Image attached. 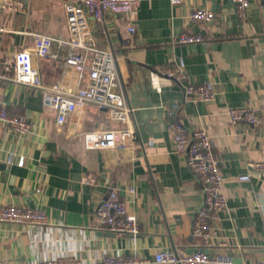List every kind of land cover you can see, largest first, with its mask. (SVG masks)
<instances>
[{"label": "crops", "instance_id": "crops-1", "mask_svg": "<svg viewBox=\"0 0 264 264\" xmlns=\"http://www.w3.org/2000/svg\"><path fill=\"white\" fill-rule=\"evenodd\" d=\"M67 1L0 0V27L7 28L0 36V104L33 124L31 133L20 134L0 123V205L39 207L48 217L45 225L0 222V258L11 264L51 258L98 264L104 256H135L145 260L137 264H160L156 254L162 248L201 249L193 226L203 185L174 148L168 126L178 121L211 135L224 176L228 208L212 215L214 244L208 251L230 255L235 264L264 262V172L250 165L264 162V0H250L245 18L232 0L176 5L140 0L128 15H109L103 23L88 19L98 47L116 55L133 109L135 150L87 149L69 135L73 118L58 124L56 113L44 107L41 90L13 78L14 56L32 46V33L67 36ZM196 6L213 10L215 19L192 22L189 14ZM182 33L202 34L204 40L173 44ZM52 51L57 59L33 57L45 85L64 74L68 48L54 43ZM180 60L187 74L182 81L165 74ZM198 82L214 83L215 97L204 101L187 95L185 86ZM241 106L256 111V124L231 121L229 109ZM121 126L93 104L83 123L85 131ZM245 174L250 180L239 179ZM113 191L138 216L141 234L135 241L107 232L95 216Z\"/></svg>", "mask_w": 264, "mask_h": 264}, {"label": "built area", "instance_id": "built-area-1", "mask_svg": "<svg viewBox=\"0 0 264 264\" xmlns=\"http://www.w3.org/2000/svg\"><path fill=\"white\" fill-rule=\"evenodd\" d=\"M185 1L170 0L173 5ZM139 2L140 0H68L64 3L67 36L55 37L46 33H32L34 39L32 46L18 51L14 56V80L40 89L44 107L56 113L58 124L63 125L68 119L73 118L74 124L69 135L79 137L87 149L135 150L137 147V137L132 122L133 109L127 100L126 86L119 71L116 55L111 48L98 47L88 19L103 23L109 15L125 16L130 14ZM232 2L235 4L238 16L245 18L251 7V1L232 0ZM215 16L213 10L200 6L194 7L189 14L190 20L195 23L210 22ZM128 29L132 33L136 31L134 26ZM5 32L7 28L0 27V36ZM203 40L202 34L182 33L175 35L172 43L181 45ZM54 43L68 48L64 74L61 81L45 85L33 64V57L57 59L58 54L52 51ZM165 74L178 81L186 79L184 61L180 60L177 69L167 70ZM158 78V74H153L154 83L157 84ZM185 91L187 95L204 101L213 99L217 93L216 86L212 82L189 83L185 86ZM92 104L108 112L111 121L122 126L85 131L83 128L85 115ZM228 113L233 123L256 124L258 121L256 111L247 106L231 107ZM0 123L10 125L20 134H29L33 130L29 117L14 112L3 104H0ZM168 128L173 133L176 152L186 156L194 178L203 185L204 200L196 212L193 226V234L202 239L203 246L196 252H189L180 246L162 248L156 254V261L160 264H235L234 258L230 255H212L208 251L214 244L212 215L228 208V199L224 193V176L220 161L215 154L214 140L206 130L190 129L178 121H171ZM24 162L22 158L19 163L23 165ZM250 165L254 170L264 172V162ZM250 178L249 174L239 177L242 181H248ZM95 216L100 226L107 232L128 234L134 241L141 234L138 216L129 211L127 202L114 191L98 204ZM47 219L46 211L39 207L0 205V222L45 225ZM144 261L135 256L130 259L104 256L98 264H137ZM0 264L11 263L0 258ZM34 264L83 263L77 258H51L36 260Z\"/></svg>", "mask_w": 264, "mask_h": 264}, {"label": "water", "instance_id": "water-1", "mask_svg": "<svg viewBox=\"0 0 264 264\" xmlns=\"http://www.w3.org/2000/svg\"><path fill=\"white\" fill-rule=\"evenodd\" d=\"M198 250H200V249H198ZM198 250H195V252L198 251ZM193 251H194V250H193Z\"/></svg>", "mask_w": 264, "mask_h": 264}]
</instances>
